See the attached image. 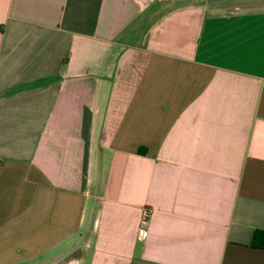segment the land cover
I'll use <instances>...</instances> for the list:
<instances>
[{"label": "crops", "instance_id": "1", "mask_svg": "<svg viewBox=\"0 0 264 264\" xmlns=\"http://www.w3.org/2000/svg\"><path fill=\"white\" fill-rule=\"evenodd\" d=\"M256 230L264 0H0V264H264Z\"/></svg>", "mask_w": 264, "mask_h": 264}, {"label": "built area", "instance_id": "2", "mask_svg": "<svg viewBox=\"0 0 264 264\" xmlns=\"http://www.w3.org/2000/svg\"><path fill=\"white\" fill-rule=\"evenodd\" d=\"M151 211L148 208H145L140 216L138 227H137V237L139 239H145L148 234V221L150 217Z\"/></svg>", "mask_w": 264, "mask_h": 264}, {"label": "trees", "instance_id": "3", "mask_svg": "<svg viewBox=\"0 0 264 264\" xmlns=\"http://www.w3.org/2000/svg\"><path fill=\"white\" fill-rule=\"evenodd\" d=\"M264 239V230H256L253 235V243L261 244L263 243Z\"/></svg>", "mask_w": 264, "mask_h": 264}]
</instances>
